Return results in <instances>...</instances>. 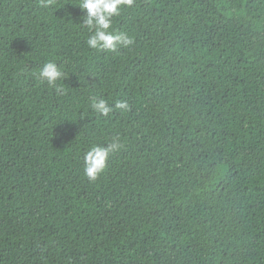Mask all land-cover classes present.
<instances>
[{
  "label": "trees",
  "instance_id": "1",
  "mask_svg": "<svg viewBox=\"0 0 264 264\" xmlns=\"http://www.w3.org/2000/svg\"><path fill=\"white\" fill-rule=\"evenodd\" d=\"M78 3L0 0V264H264V0H135L116 52Z\"/></svg>",
  "mask_w": 264,
  "mask_h": 264
},
{
  "label": "clouds",
  "instance_id": "2",
  "mask_svg": "<svg viewBox=\"0 0 264 264\" xmlns=\"http://www.w3.org/2000/svg\"><path fill=\"white\" fill-rule=\"evenodd\" d=\"M135 0H79L78 7L84 12L82 25L90 35L86 43L92 50L116 52L119 48H129L134 39L126 32L112 29L113 19L121 15L124 7H132ZM56 0H40L44 8H52ZM76 5V4H75ZM42 83L53 87L58 95L63 94V87L58 81L65 79V73L55 62H47L39 71ZM115 109L121 112L130 110L127 101H117ZM91 110L98 115L107 117L113 112V106L104 99H93ZM122 147L118 137H113L107 145H94L84 154V174L89 181H96L108 166L112 153Z\"/></svg>",
  "mask_w": 264,
  "mask_h": 264
}]
</instances>
